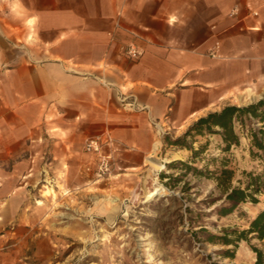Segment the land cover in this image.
Returning a JSON list of instances; mask_svg holds the SVG:
<instances>
[{
  "label": "crops",
  "instance_id": "1",
  "mask_svg": "<svg viewBox=\"0 0 264 264\" xmlns=\"http://www.w3.org/2000/svg\"><path fill=\"white\" fill-rule=\"evenodd\" d=\"M216 40L221 57L207 54ZM129 43L141 54L123 52ZM249 80L264 81V0H0L8 159L44 150L76 162L101 134L117 172L135 174L158 125L179 129Z\"/></svg>",
  "mask_w": 264,
  "mask_h": 264
},
{
  "label": "rangeland",
  "instance_id": "2",
  "mask_svg": "<svg viewBox=\"0 0 264 264\" xmlns=\"http://www.w3.org/2000/svg\"><path fill=\"white\" fill-rule=\"evenodd\" d=\"M247 88L253 97H245ZM261 96L264 81L249 80L221 106ZM192 121L179 129L157 126L153 160L160 167L144 185L142 175L153 167L147 160L137 173L120 174L110 157L109 173L97 177L90 154L56 164L44 150L31 158L28 150L0 156V264H255L250 246L264 248V242L250 235L238 240L232 230L247 228L264 208V191L256 202L220 213L226 203L215 171L226 156L234 170L231 184L238 185L243 171L264 173V160L250 154L244 135L228 151L220 149L216 134L187 137L195 157L170 144ZM145 188L152 190L147 197ZM223 234L232 241L223 242Z\"/></svg>",
  "mask_w": 264,
  "mask_h": 264
},
{
  "label": "trees",
  "instance_id": "3",
  "mask_svg": "<svg viewBox=\"0 0 264 264\" xmlns=\"http://www.w3.org/2000/svg\"><path fill=\"white\" fill-rule=\"evenodd\" d=\"M205 133L216 134L219 137L222 151H228L232 145H238L240 136L244 135L249 139L250 154L264 160V96L247 104L227 103L217 110H210L193 120L181 135L169 140V143L187 147L192 157H195L198 151L187 142L186 138ZM185 165L189 167V164L185 163ZM243 173L244 179H240L238 185H232L234 170L228 166V158L221 156L215 177L218 185L223 189L226 204L222 205L220 213H229L246 201L254 203L257 201L256 194L264 191V173L254 171H243ZM233 232L237 233L238 240L249 241L250 235L264 242V208L259 209L249 220L247 228L232 230ZM213 235L210 234L209 239L214 237ZM222 241L229 243L232 239L228 238L227 234H223ZM250 247L255 255V264H264V248L255 245Z\"/></svg>",
  "mask_w": 264,
  "mask_h": 264
},
{
  "label": "built area",
  "instance_id": "4",
  "mask_svg": "<svg viewBox=\"0 0 264 264\" xmlns=\"http://www.w3.org/2000/svg\"><path fill=\"white\" fill-rule=\"evenodd\" d=\"M220 48V42L216 40L208 48L207 54L211 57H221ZM121 49L130 57H137L141 54V50L133 43L122 46ZM106 142H110V138H103L101 134H96L87 138L84 143V151L94 157L96 163L95 175L97 177H103L110 171L111 158L103 153V146Z\"/></svg>",
  "mask_w": 264,
  "mask_h": 264
},
{
  "label": "bare ground",
  "instance_id": "5",
  "mask_svg": "<svg viewBox=\"0 0 264 264\" xmlns=\"http://www.w3.org/2000/svg\"><path fill=\"white\" fill-rule=\"evenodd\" d=\"M159 144H160V141H159V140H157V141L154 143L153 152L151 153V156H152V157H149V162H150V164L153 166L154 170H156V168L160 167V162H159V161H155V160H153V155H154V153L156 152V150H157ZM158 149H159V148H158ZM158 188H159V187H158L157 185H155V187H154V191L158 190ZM151 191H152V190L147 191L146 194H145V196L147 197V195H148Z\"/></svg>",
  "mask_w": 264,
  "mask_h": 264
},
{
  "label": "water",
  "instance_id": "6",
  "mask_svg": "<svg viewBox=\"0 0 264 264\" xmlns=\"http://www.w3.org/2000/svg\"><path fill=\"white\" fill-rule=\"evenodd\" d=\"M155 172H156V170H154L153 167H149V168L144 172V174L142 175V184L144 185V184L146 183V181H147V178L150 177V174H151V173H152V174H155ZM147 191H150V190H146V188H145V193H144V194H146Z\"/></svg>",
  "mask_w": 264,
  "mask_h": 264
}]
</instances>
